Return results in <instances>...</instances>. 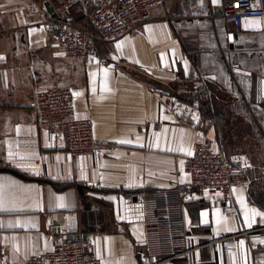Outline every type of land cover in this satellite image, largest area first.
Here are the masks:
<instances>
[{"label": "crops", "instance_id": "crops-1", "mask_svg": "<svg viewBox=\"0 0 264 264\" xmlns=\"http://www.w3.org/2000/svg\"><path fill=\"white\" fill-rule=\"evenodd\" d=\"M228 1L165 0L153 21L67 62L45 23L60 16L89 27L77 6L90 0H0V168L41 180L0 172V264L51 250L53 221L98 232L102 264H156L123 193L187 181L185 158L201 143L234 149L226 157L246 165L248 186L211 206L191 190L189 252L164 264H264V28L256 18L240 29L227 22ZM33 77L41 89L73 91L76 117L92 121L101 152L73 156L37 127ZM196 81L211 91L203 104L168 89ZM176 101L191 113L187 124Z\"/></svg>", "mask_w": 264, "mask_h": 264}, {"label": "built area", "instance_id": "built-area-1", "mask_svg": "<svg viewBox=\"0 0 264 264\" xmlns=\"http://www.w3.org/2000/svg\"><path fill=\"white\" fill-rule=\"evenodd\" d=\"M164 2L90 0L88 9L83 3L77 6L79 12L85 13L90 28L60 16L48 20L45 28L64 61H86L95 53L98 43L111 44L140 25L153 21L154 8ZM46 4L53 13L50 3ZM223 17L237 29L243 27L245 20L253 18L259 19L264 28V0H229L223 8ZM32 79L31 99L37 127L50 131L73 156L101 152L103 146L94 137L92 121L76 117L73 91L68 87L41 89L35 78ZM168 89L188 99L196 98L199 104L207 102L211 96L210 89L202 81L176 91L171 86ZM174 111L183 122H189L191 113L185 103L176 101ZM184 174L187 181L169 188L123 193L130 216L139 215L144 224L146 255L156 264L171 262L189 252L185 202L191 190L200 195L203 204L211 206L218 198L231 199L236 188L247 187L249 182L245 164H231L222 150L208 143L196 145L185 158ZM133 199H137V203H133ZM134 204L138 207L137 213H134ZM97 235L98 232L72 231L53 221L48 227V236L53 241L51 250L6 264H102L93 251Z\"/></svg>", "mask_w": 264, "mask_h": 264}, {"label": "water", "instance_id": "water-1", "mask_svg": "<svg viewBox=\"0 0 264 264\" xmlns=\"http://www.w3.org/2000/svg\"><path fill=\"white\" fill-rule=\"evenodd\" d=\"M54 17L57 18L58 16H54ZM0 172L11 173V174H13V175H15V176L23 179V180H26V181H37V182H41V180H37L35 178H31V177L26 176V175H24V174H22V173H20V172H18L16 170H14V169H11V168H0ZM78 190L82 194L84 193V187L82 185L78 186ZM133 203H137V199H133ZM133 208H134V213H137L138 212V207H137L136 204H134ZM128 210H129V208H128ZM129 212H130V210H129ZM136 217H140V216L136 214Z\"/></svg>", "mask_w": 264, "mask_h": 264}, {"label": "rangeland", "instance_id": "rangeland-1", "mask_svg": "<svg viewBox=\"0 0 264 264\" xmlns=\"http://www.w3.org/2000/svg\"><path fill=\"white\" fill-rule=\"evenodd\" d=\"M224 153H227L226 155H227L229 160H233V155L232 154L234 153V149H230V148L226 149ZM262 167H264V166H262Z\"/></svg>", "mask_w": 264, "mask_h": 264}]
</instances>
